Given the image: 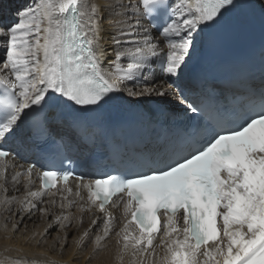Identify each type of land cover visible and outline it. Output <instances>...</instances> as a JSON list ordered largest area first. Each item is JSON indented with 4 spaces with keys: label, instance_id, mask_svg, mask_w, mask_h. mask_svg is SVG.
I'll return each mask as SVG.
<instances>
[{
    "label": "snow or ice",
    "instance_id": "snow-or-ice-1",
    "mask_svg": "<svg viewBox=\"0 0 264 264\" xmlns=\"http://www.w3.org/2000/svg\"><path fill=\"white\" fill-rule=\"evenodd\" d=\"M131 7L136 9L134 23L127 18ZM236 9H243L246 18L258 15L264 37V0H181L175 6L170 0H138L135 6L126 0H34L17 10L14 23L0 24V181L6 183L17 155L5 142L21 131L30 112L50 109L44 115L47 122L57 108L86 111L119 100L124 91L171 104L170 88L133 90L125 84L149 70L154 58L167 78L178 83L200 33L221 25ZM157 17L163 23H141V18ZM105 25L112 44L122 49L114 52L112 70L102 67L108 56L102 43ZM153 28L164 47L152 42ZM126 43L135 46L123 47ZM121 58L129 62L121 64ZM184 103L185 113L193 114L190 125L178 140L140 153L133 163L143 171L130 177L76 178L75 195L82 189L88 193L82 207L105 214L104 236H97V245L110 234L113 216L106 206L115 196L125 220L118 233L121 264L125 256L131 258L129 264H264V56L259 85L250 81L244 101L222 107L212 123L200 118V107ZM35 170L31 164L12 176L13 181L26 178V193L18 200L22 212H46L38 204L61 182L57 192L62 201L73 193L69 180L75 174L70 170L40 172L42 186L31 190ZM5 183L0 192H7ZM16 200L0 196V204ZM73 203L68 200L67 206ZM55 219L68 216L61 213ZM0 264L37 262L6 259Z\"/></svg>",
    "mask_w": 264,
    "mask_h": 264
},
{
    "label": "bare ground",
    "instance_id": "bare-ground-1",
    "mask_svg": "<svg viewBox=\"0 0 264 264\" xmlns=\"http://www.w3.org/2000/svg\"><path fill=\"white\" fill-rule=\"evenodd\" d=\"M129 1L130 0H126L127 3L133 6L138 3V0ZM33 2L34 0H3V6L0 11L3 9H6L7 12L12 11L13 9L20 10L33 4ZM101 2H103V0H101ZM180 2L181 0H172L173 6L179 4ZM135 11V7L128 9V23L135 22V19L137 18L135 16ZM141 23L145 26H149L144 18H141ZM151 35L154 37L152 41L153 43H156L159 47H164V44L161 43L162 39L159 35H157L153 30ZM102 36V43L108 53L107 59L104 61L102 67L106 70H112L110 62L116 60L114 52L122 49L117 48L112 44L107 25H105ZM205 37L206 29L200 33V39L196 44L194 54L188 61V67L198 54L202 46V41ZM123 39L128 41H138L140 40V36H126ZM133 46H135L134 43H126L123 45V47ZM3 52V48H0V58H3ZM128 62L129 61L126 58H121L119 61V63L125 65ZM158 85L166 87L154 73L150 70H146L138 79L126 82L125 88L141 90ZM169 97L170 99L174 97L172 91L170 92ZM121 99L126 101L131 99V101L136 102L141 98L130 97L128 96L127 91H124ZM175 103L176 101H172V103L169 104L170 107L175 108L177 106ZM59 114L65 120H71L74 116H80L79 110L62 107L60 108ZM28 165L29 164L24 162H11L6 173V183L4 181H0V183H5L7 192H0V196L6 195L9 200H11L13 197L20 199L25 195L27 190L26 178L22 175L17 181H13L12 176L21 169L26 168ZM32 180L33 184L29 186L30 189H40L34 173ZM72 189L73 193L71 195L63 193V195H67V200L62 201V193L57 192V190L51 191L55 195L49 194L44 196L38 204V208L47 209L46 212L38 210H32L30 213L22 212L18 201L11 204H0V261H4L6 259H23L27 262L36 261L37 264H49V262H51V264H121L118 259V250L122 245L120 243L121 237L118 233L125 222L122 205H119L116 200L107 208L113 216L111 231L110 234L100 240L99 245H97V236H104L103 230L105 227V214L100 212L96 207H92L91 209L82 207V205L86 204L88 194L80 192V196L84 197V199L81 200L80 196L75 195L77 191L76 187H72ZM20 192L21 194L18 195ZM45 198H47L49 202H43ZM68 200L74 201L71 207L67 206ZM61 203H64V208H58V205ZM14 206V218L10 223H6L5 221L8 218L7 215L10 214L11 207ZM61 213L67 215L68 220L57 222L55 217L60 216ZM39 220L41 222L42 229L37 232L39 235H36L35 225L37 226V221ZM93 220H96L95 224H93ZM61 223L64 224V227H61V230H63L65 236L59 241L55 238L56 235H52L51 228H54L57 225L60 226ZM13 224H17L18 227L14 229ZM45 229H47V231H45ZM13 231L16 233H13ZM85 231L88 233L86 236L84 235ZM40 235H42L41 238ZM51 237L53 239L50 240ZM158 242L159 241L157 240L154 243ZM130 259L131 258L129 256H125L123 264H129Z\"/></svg>",
    "mask_w": 264,
    "mask_h": 264
},
{
    "label": "rangeland",
    "instance_id": "rangeland-1",
    "mask_svg": "<svg viewBox=\"0 0 264 264\" xmlns=\"http://www.w3.org/2000/svg\"><path fill=\"white\" fill-rule=\"evenodd\" d=\"M131 1V0H130ZM129 1V2H130ZM133 1H136V0H133ZM17 10L18 9H13L12 11H8L7 12V10L6 9H3V10H1L0 11V24H10V23H14L15 21H16V12H17ZM4 50V49H3ZM4 53V52H3ZM3 58H0V60H2ZM147 97V96H146ZM169 99H170V97H169ZM171 101H176L175 99H170ZM129 101H131V99H129ZM19 194H21V192L20 193H18V195ZM19 200V198H17V200H16V202ZM43 202H49V200L47 199V198H45L44 199V201ZM53 205H55V204H53ZM58 208H61V206L60 205H58ZM64 208V207H63ZM13 209V210H12ZM14 209H15V206L14 207H11V212H10V214L9 215H7V219H6V223H10L11 222V220L14 218ZM10 211V210H9ZM15 216H16V214H15ZM51 219V218H50ZM38 222V224H37V226L35 225V229H36V235H39V234H37V232L40 230V229H42V225H41V222H40V220L39 221H37ZM36 222V223H37ZM20 225V224H19ZM47 228V227H46ZM47 229H49V228H47ZM52 230H51V233H52V235H56L55 236V238H57L59 241L60 240H62V238L65 236V234H64V232H63V230H61V226H59V225H57L56 227H54V228H51ZM13 233H16V232H14L13 231ZM42 237V235H40V238ZM54 237V236H53ZM51 239H53L52 237L50 238V240Z\"/></svg>",
    "mask_w": 264,
    "mask_h": 264
}]
</instances>
